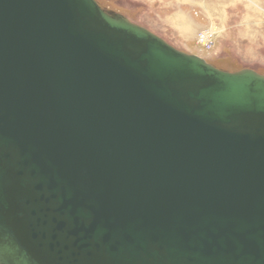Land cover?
<instances>
[{"label": "water", "instance_id": "1", "mask_svg": "<svg viewBox=\"0 0 264 264\" xmlns=\"http://www.w3.org/2000/svg\"><path fill=\"white\" fill-rule=\"evenodd\" d=\"M0 264H264V76L0 0Z\"/></svg>", "mask_w": 264, "mask_h": 264}, {"label": "rangeland", "instance_id": "2", "mask_svg": "<svg viewBox=\"0 0 264 264\" xmlns=\"http://www.w3.org/2000/svg\"><path fill=\"white\" fill-rule=\"evenodd\" d=\"M94 1L219 70L264 76V0ZM207 30L214 32L209 48L197 40Z\"/></svg>", "mask_w": 264, "mask_h": 264}, {"label": "built area", "instance_id": "3", "mask_svg": "<svg viewBox=\"0 0 264 264\" xmlns=\"http://www.w3.org/2000/svg\"><path fill=\"white\" fill-rule=\"evenodd\" d=\"M214 36L213 30H207L203 31L197 36L198 44L203 47H210L211 46V40Z\"/></svg>", "mask_w": 264, "mask_h": 264}]
</instances>
